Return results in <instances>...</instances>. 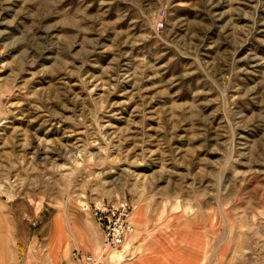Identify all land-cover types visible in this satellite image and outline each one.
I'll return each mask as SVG.
<instances>
[{"label": "rangeland", "instance_id": "1", "mask_svg": "<svg viewBox=\"0 0 264 264\" xmlns=\"http://www.w3.org/2000/svg\"><path fill=\"white\" fill-rule=\"evenodd\" d=\"M83 263L264 264V0H0V264Z\"/></svg>", "mask_w": 264, "mask_h": 264}, {"label": "built area", "instance_id": "2", "mask_svg": "<svg viewBox=\"0 0 264 264\" xmlns=\"http://www.w3.org/2000/svg\"><path fill=\"white\" fill-rule=\"evenodd\" d=\"M93 216L101 226L103 232L102 250L106 252L117 251L125 242L126 238L135 231L133 222V207L129 202H121L109 206H96ZM86 260L95 261L88 254Z\"/></svg>", "mask_w": 264, "mask_h": 264}, {"label": "crops", "instance_id": "3", "mask_svg": "<svg viewBox=\"0 0 264 264\" xmlns=\"http://www.w3.org/2000/svg\"><path fill=\"white\" fill-rule=\"evenodd\" d=\"M83 264H92V263H83Z\"/></svg>", "mask_w": 264, "mask_h": 264}]
</instances>
